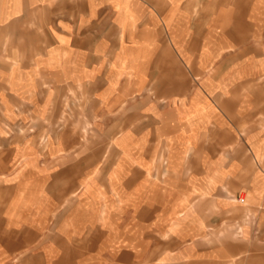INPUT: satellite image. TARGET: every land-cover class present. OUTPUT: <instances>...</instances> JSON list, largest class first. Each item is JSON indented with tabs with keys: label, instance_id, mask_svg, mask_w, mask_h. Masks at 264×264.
<instances>
[{
	"label": "crops",
	"instance_id": "1",
	"mask_svg": "<svg viewBox=\"0 0 264 264\" xmlns=\"http://www.w3.org/2000/svg\"><path fill=\"white\" fill-rule=\"evenodd\" d=\"M67 88L136 126L116 143L121 177L139 173L134 200L149 218L121 243L142 250L159 230L170 259L199 258L183 264H264L248 223L237 240L206 244L230 236L215 222L246 210L264 237V0H0V131L22 118L15 110L37 113ZM29 154L10 148L3 181L30 188ZM93 174L82 180L85 202ZM39 202L18 195L6 223L42 230ZM35 203V217L21 214Z\"/></svg>",
	"mask_w": 264,
	"mask_h": 264
},
{
	"label": "rangeland",
	"instance_id": "2",
	"mask_svg": "<svg viewBox=\"0 0 264 264\" xmlns=\"http://www.w3.org/2000/svg\"><path fill=\"white\" fill-rule=\"evenodd\" d=\"M95 81V85L103 84L100 78ZM54 95L48 96L47 107L37 113L33 109L15 110L22 118L3 125L0 131V160L9 159V150L14 146L24 145L30 151L25 164L30 168L27 175L31 183L28 189L10 186L3 181L5 174L0 168V250H4L0 252V263L183 264L199 259L186 252L170 259L166 251L171 246L159 230L142 250L121 243L118 234L140 233L149 218V212H141L134 200L139 173L133 170L121 177V146L116 143L121 131L136 126L132 118L121 119V108H99L97 98L81 89L67 88ZM53 142L58 147L55 152ZM159 164L157 176L162 178L166 164L163 156ZM91 170L94 174L85 202L82 195L86 184L81 187L82 180ZM23 193L30 196L31 202L40 198L39 206L45 210V225L40 231L22 227L14 230L6 223L11 200ZM243 196L230 193L237 204L243 203L239 200ZM36 213V203L21 212L27 217H35ZM235 214L231 212L225 220L214 223L226 227L230 236L221 238L217 234L206 244L237 240L246 223L255 232V243L264 241L262 224L251 210L243 212L241 220Z\"/></svg>",
	"mask_w": 264,
	"mask_h": 264
},
{
	"label": "bare ground",
	"instance_id": "3",
	"mask_svg": "<svg viewBox=\"0 0 264 264\" xmlns=\"http://www.w3.org/2000/svg\"><path fill=\"white\" fill-rule=\"evenodd\" d=\"M244 199H245V197L243 196V197H242V201H244Z\"/></svg>",
	"mask_w": 264,
	"mask_h": 264
},
{
	"label": "built area",
	"instance_id": "4",
	"mask_svg": "<svg viewBox=\"0 0 264 264\" xmlns=\"http://www.w3.org/2000/svg\"><path fill=\"white\" fill-rule=\"evenodd\" d=\"M240 201H242V198H239Z\"/></svg>",
	"mask_w": 264,
	"mask_h": 264
}]
</instances>
